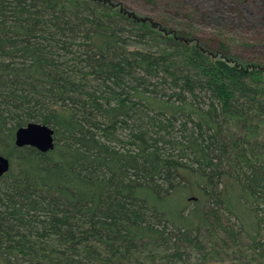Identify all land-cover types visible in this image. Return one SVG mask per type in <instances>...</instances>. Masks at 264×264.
<instances>
[{
	"label": "trees",
	"instance_id": "1",
	"mask_svg": "<svg viewBox=\"0 0 264 264\" xmlns=\"http://www.w3.org/2000/svg\"><path fill=\"white\" fill-rule=\"evenodd\" d=\"M31 123L55 147L18 148ZM0 264H264V64L115 0H0Z\"/></svg>",
	"mask_w": 264,
	"mask_h": 264
},
{
	"label": "rangeland",
	"instance_id": "2",
	"mask_svg": "<svg viewBox=\"0 0 264 264\" xmlns=\"http://www.w3.org/2000/svg\"><path fill=\"white\" fill-rule=\"evenodd\" d=\"M115 1L201 40L224 41L237 59L264 64V0Z\"/></svg>",
	"mask_w": 264,
	"mask_h": 264
},
{
	"label": "water",
	"instance_id": "3",
	"mask_svg": "<svg viewBox=\"0 0 264 264\" xmlns=\"http://www.w3.org/2000/svg\"><path fill=\"white\" fill-rule=\"evenodd\" d=\"M15 143L18 148L32 147L42 153H48L55 147V132L46 125L31 123L16 132ZM9 170L10 161L0 155V178Z\"/></svg>",
	"mask_w": 264,
	"mask_h": 264
}]
</instances>
